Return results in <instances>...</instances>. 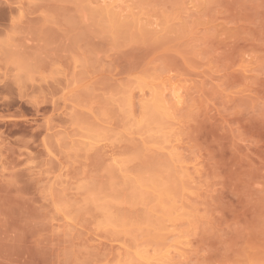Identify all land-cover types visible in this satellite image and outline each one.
<instances>
[{
  "label": "rangeland",
  "instance_id": "obj_1",
  "mask_svg": "<svg viewBox=\"0 0 264 264\" xmlns=\"http://www.w3.org/2000/svg\"><path fill=\"white\" fill-rule=\"evenodd\" d=\"M180 234L169 264H264V0H0V264Z\"/></svg>",
  "mask_w": 264,
  "mask_h": 264
},
{
  "label": "bare ground",
  "instance_id": "obj_2",
  "mask_svg": "<svg viewBox=\"0 0 264 264\" xmlns=\"http://www.w3.org/2000/svg\"><path fill=\"white\" fill-rule=\"evenodd\" d=\"M118 1V0H117ZM120 1V0H119ZM112 2V1H111ZM110 2V3H111ZM123 3V2H122ZM118 5V4H117ZM122 6H120V4H119V9L117 8V10H118V13H119V15H120V13H121V11L123 10V9H125V6H123V4H121ZM113 7H114V5H113ZM116 8V7H115ZM120 11V12H119ZM117 13V14H118ZM114 14H116V13H114ZM172 88H173V93H172V95H173V97L176 99V102L177 101H179L180 100V93H179V91L177 90V87L176 86H174V85H172ZM161 90H159V91H154V100H156V102H158L157 104H159V102H161L162 103V98H160V97H158V95L161 93L160 92ZM153 94V93H152ZM160 103V104H161ZM164 104V103H163ZM162 105V104H161ZM172 129H173V127H171ZM170 131V130H169ZM164 140H165V138H164ZM166 141V140H165ZM170 142V141H169ZM172 142V141H171ZM171 145H173V144H171ZM165 146V145H164ZM163 146V147H164ZM169 149V148H168ZM171 149H173V147H171ZM175 149H176V147H175ZM175 149H174V151H175ZM171 151V150H170ZM171 153V152H170ZM174 155V154H173ZM190 163V162H189ZM184 165V164H183ZM182 165V166H183ZM187 165H189L188 164V162H187ZM181 166V165H180ZM191 166V165H190ZM192 166H194L193 164H192ZM191 166V168H193ZM186 167V166H185ZM186 169V168H185ZM179 170H180V167H179ZM181 171V170H180ZM191 171V170H190ZM181 173V172H180ZM183 174V173H182ZM188 174V173H187ZM187 174L185 175V176H187ZM137 182V181H136ZM135 182V183H136ZM138 182H140V181H138ZM137 185H138V183H136ZM140 184H141V182H140ZM139 184V185H140ZM142 185V184H141ZM140 185V186H141ZM139 186V187H140ZM151 191H152V189H150ZM143 192V193H145L146 192V190H140V191H138V193L139 192ZM141 192V193H142ZM149 192V191H148ZM153 192V191H152ZM142 193V194H143ZM147 193V192H146ZM142 196H144V194L143 195H141L140 197H142ZM143 198V197H142ZM160 199V198H159ZM168 208H170V207H168ZM176 208V207H175ZM175 208H173V209H175ZM170 209H172V208H170ZM165 210V209H164ZM163 210V211H164ZM169 210V209H168ZM172 211H174V210H172ZM161 213H163V212H161ZM166 214H168L167 212H166ZM165 214V216H167ZM169 214H171V213H169ZM159 215V214H158ZM160 216V215H159ZM164 216V215H163ZM164 216V217H165ZM160 218V217H159ZM162 218V217H161ZM165 218H167V217H165ZM164 218V219H165ZM176 218V217H175ZM146 219H148V216H147V218ZM149 220V219H148ZM166 221V220H165ZM155 222V221H154ZM152 226V225H151ZM157 226V225H156ZM166 226V225H165ZM157 229H158V227H157ZM181 235V234H180ZM181 236H183V235H181ZM185 236V235H184ZM183 236V237H184ZM175 240H176V244L175 243H173V242H175ZM181 240V239H180ZM180 240H178V236H177V238H175L174 240H173V242L172 243H170L171 244V246L172 247H170V245L168 244V246H166V245H164L165 247V251L163 250V249H161V247H159V249H156L155 248V250H153V251H151L150 252V250L151 249H149L148 247H144L143 245V247H141L140 246V248L139 249H137L136 250V257H135V259L137 260V262L139 263V264H156L157 262L159 263V264H169V261L171 260V259H175V258H172V256L175 254H177L180 250H179V248H181L182 249V246L185 244V241L184 240H186V236H185V238H182V240L184 241V243H180V242H182V241H180ZM178 241V242H177ZM169 243V242H168ZM179 243V244H178ZM177 244L180 246H178L177 247ZM182 246H181V245ZM146 245V244H145ZM163 245V244H162ZM175 245V246H174ZM168 247V248H167ZM184 247V246H183ZM163 248V247H162ZM167 248V249H166ZM171 248H173V249H171ZM175 249H176V251H175ZM157 250V252H155ZM161 250V251H160ZM158 251H160V252H158ZM173 251H175V252H173ZM182 252H183V250H182ZM174 253V254H173ZM179 254V253H178ZM174 255V256H175ZM181 255V254H180ZM177 256H179V255H177ZM181 257V256H180ZM170 259V260H169ZM135 260V261H136ZM128 261V260H127ZM129 261H131L130 259H129ZM172 261V260H171ZM161 262V263H160ZM138 263H135V264H138ZM171 263V262H170Z\"/></svg>",
  "mask_w": 264,
  "mask_h": 264
}]
</instances>
